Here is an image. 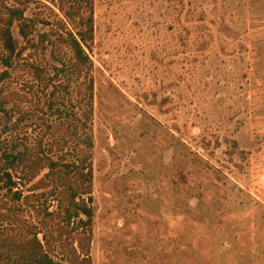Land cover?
<instances>
[{"label": "rangeland", "instance_id": "rangeland-1", "mask_svg": "<svg viewBox=\"0 0 264 264\" xmlns=\"http://www.w3.org/2000/svg\"><path fill=\"white\" fill-rule=\"evenodd\" d=\"M93 9L92 264H264V0ZM52 89L22 63L0 81L45 144Z\"/></svg>", "mask_w": 264, "mask_h": 264}, {"label": "trees", "instance_id": "trees-1", "mask_svg": "<svg viewBox=\"0 0 264 264\" xmlns=\"http://www.w3.org/2000/svg\"><path fill=\"white\" fill-rule=\"evenodd\" d=\"M93 18V0H0V81L22 63L43 89L52 86L57 124L42 121L62 133L45 144V130L28 133L41 124L37 114L0 100V132L9 134L0 138V264H92Z\"/></svg>", "mask_w": 264, "mask_h": 264}]
</instances>
